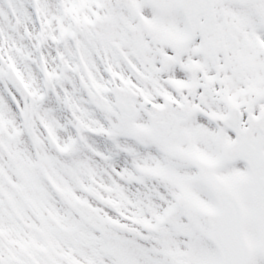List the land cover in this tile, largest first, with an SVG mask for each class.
I'll return each mask as SVG.
<instances>
[{
  "label": "snow or ice",
  "instance_id": "1",
  "mask_svg": "<svg viewBox=\"0 0 264 264\" xmlns=\"http://www.w3.org/2000/svg\"><path fill=\"white\" fill-rule=\"evenodd\" d=\"M0 264H264V0H0Z\"/></svg>",
  "mask_w": 264,
  "mask_h": 264
}]
</instances>
